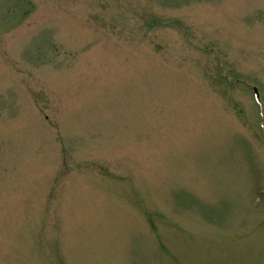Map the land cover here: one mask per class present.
I'll list each match as a JSON object with an SVG mask.
<instances>
[{"label": "rangeland", "instance_id": "obj_1", "mask_svg": "<svg viewBox=\"0 0 264 264\" xmlns=\"http://www.w3.org/2000/svg\"><path fill=\"white\" fill-rule=\"evenodd\" d=\"M0 264H264V0H0Z\"/></svg>", "mask_w": 264, "mask_h": 264}]
</instances>
